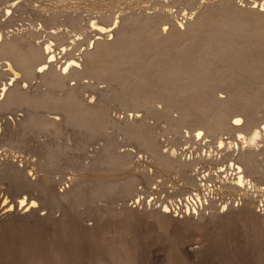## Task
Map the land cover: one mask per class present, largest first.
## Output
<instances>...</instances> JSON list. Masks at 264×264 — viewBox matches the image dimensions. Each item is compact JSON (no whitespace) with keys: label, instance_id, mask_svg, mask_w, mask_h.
<instances>
[{"label":"rangeland","instance_id":"obj_1","mask_svg":"<svg viewBox=\"0 0 264 264\" xmlns=\"http://www.w3.org/2000/svg\"><path fill=\"white\" fill-rule=\"evenodd\" d=\"M6 1L3 41L53 44L56 61L0 94L20 88L0 108V264H264V133L253 149L238 138L264 127L262 0H143L110 20L81 9L78 29L53 0H16L8 15ZM231 164L256 187L235 190Z\"/></svg>","mask_w":264,"mask_h":264},{"label":"bare ground","instance_id":"obj_2","mask_svg":"<svg viewBox=\"0 0 264 264\" xmlns=\"http://www.w3.org/2000/svg\"><path fill=\"white\" fill-rule=\"evenodd\" d=\"M16 0H7L6 2H5V4H12L10 7H9V9H7V12H6V14L8 15V14H10L9 13V10L10 9H13V7H15V4H19V3H16L15 2ZM26 2L28 1V0H25ZM30 1V0H29ZM32 1V0H31ZM35 2H36V4H42V0H34ZM50 1V0H49ZM54 2H55V4H59V5H61V7L63 8L64 7V9H69V11L71 12V13H69L68 15H70V16H68V17H70V19L69 20H71V24L74 26V28L75 29H78L79 27H80V23H81V20H80V18L79 17H77V16H75L81 9H83V10H85L86 12H89V13H91V14H94V15H98L99 17H101V18H104V19H108V20H110L111 19V15H112V10L113 9H115V7H119L120 9L122 8V7H126V6H128L129 4L131 5V4H141V2L143 1V0H109L108 2L107 1H105V0H53ZM145 1V0H144ZM147 1V0H146ZM145 1V2H146ZM153 1V0H152ZM210 1L211 0H162V2L163 3H167V4H189V5H192V7H197L198 6V4H203V5H205V4H210ZM150 2V1H149ZM149 2H147V3H149ZM217 2V4H234V1L233 0H217L216 1ZM215 2V3H216ZM262 4H264V0H262ZM29 3V2H28ZM44 3V2H43ZM48 3V2H47ZM255 3L256 4H261V2H260V0H255ZM45 4V3H44ZM71 4H79V5H76V6H74V5H71ZM80 4H83L82 6L80 5ZM213 4V3H212ZM236 4V3H235ZM130 5H129V7H130ZM202 5V6H203ZM204 7V6H203ZM228 7V6H227ZM263 8H264V6H262ZM16 8V7H15ZM193 9V8H192ZM198 9V8H197ZM256 9V8H255ZM124 10V9H123ZM126 10V9H125ZM124 10V11H125ZM122 12V11H121ZM171 12V11H170ZM37 13V12H36ZM60 13V12H59ZM64 13V12H63ZM66 13V12H65ZM41 14V15H40ZM40 14H38V15H40V16H42V17H45V19H46V21L47 22H51L52 24H56L58 21V16H59V14H55L53 11H52V9L51 8H44L41 12H40ZM168 14H170V13H168ZM167 14V15H168ZM173 14V13H172ZM63 15V14H62ZM100 15H103V16H100ZM188 15V14H187ZM192 15V14H191ZM123 16V15H122ZM121 16V17H122ZM170 16H172V15H170ZM139 17V16H138ZM137 17V18H138ZM164 17V16H163ZM155 17H153V19H154ZM165 18V17H164ZM166 18H168V16H166ZM170 18V17H169ZM187 17L185 16V19H186ZM122 20H121V22H125V23H128V24H131V23H134V21H138V20H140V19H138V20H130L129 18H127L126 16H123L122 18H121ZM146 19H150V20H152V17H150V18H146ZM11 20V19H10ZM159 20H161L160 18H159ZM163 20V19H162ZM113 22V21H112ZM95 24L94 23H92V26H94ZM183 26V25H182ZM97 30L100 32L99 34H104V33H108V34H110L111 33V35H112V30H110V31H108V29L109 28H104V27H102V26H98L97 25ZM51 29V28H50ZM114 30V29H113ZM76 31V30H75ZM30 32V31H29ZM118 32V31H117ZM4 33V32H3ZM3 33L2 32H0V40L1 41H3ZM58 33V32H57ZM28 34V33H27ZM47 34V33H46ZM49 34V33H48ZM22 35V34H21ZM110 35V36H111ZM14 36V35H13ZM18 36H20V35H18ZM5 37V36H4ZM15 37L16 38H12V40H7V41H3V42H0V62L1 61H5V63H4V65L2 66V70H0V78H1V76H4V75H7V76H13L14 77V80H11V84H4V86H3V88H2V90L0 91L1 93V96L2 97H5L4 95L10 90L9 89V87H11L12 86V84H14V81L15 80H19V78H23V75H24V77L26 78V79H31V78H33L35 75H37V74H39V75H42L43 74V72H44V70H48L49 69V67H50V65L53 63V62H55L56 60V56H55V52H56V50H54V45L53 44H47V45H45V48L44 47H42L41 45H36V44H30V46L28 47H26V49L24 48V47H22V46H19V47H17V45H18V42L20 41H24L25 42V37H23L24 38V40H21L22 38H19V37H17L16 35H15ZM18 38V39H17ZM27 39V38H26ZM41 43V42H40ZM47 43H49V42H47ZM20 44V43H19ZM27 43H25L24 45H26ZM39 44V43H38ZM92 45H94V44H92ZM21 47V48H20ZM24 48V49H23ZM28 48V49H27ZM63 51V50H62ZM64 51H66V50H64ZM88 52V51H87ZM4 57L3 59L1 58V57ZM80 65V63H78L77 61H75V60H68V63H66L65 64V66H64V68L63 69H61L62 71H63V75L64 74H66V71H68L69 69H74L75 67H78ZM23 73V75H21ZM59 73V72H58ZM61 73V72H60ZM65 77H62V73H61V77L59 76V75H57V74H55L54 72H51V78H50V81L52 80V82H59V81H61V83L63 84V82H65ZM37 80V79H36ZM2 83V82H1ZM50 83V82H49ZM2 85V84H1ZM0 85V86H1ZM52 89V88H51ZM54 89V88H53ZM20 92V88L19 87H15L14 88V90H13V92L11 91L9 94H10V96H8L9 98L7 99V101L6 102H4L3 104H0V108H5V107H9L10 105L12 106L15 102H16V100H15V98L17 97V96H19V93ZM105 91H103V93H104ZM18 94V95H17ZM17 95V96H16ZM69 97H70V95H71V93L69 92ZM16 99H18V98H16ZM69 99L70 98H68V96H67V102L69 101ZM15 101V102H14ZM14 102V103H13ZM18 102V101H17ZM66 102V101H65ZM13 103V104H12ZM20 103V102H19ZM69 103L70 102H68V105H69ZM81 103V102H80ZM61 104V103H60ZM82 104V103H81ZM86 104V103H85ZM16 105V104H15ZM58 105V104H57ZM67 105V106H68ZM84 106H80V108H79V110H78V113H82L83 112V110H84V108H83ZM88 112V111H87ZM70 113H72V110L70 111ZM77 116V115H76ZM252 116V115H251ZM73 117H75V115L73 116ZM77 117H79L78 119L79 120H81V118L82 117H80V116H77ZM134 117V116H133ZM243 118V117H242ZM242 118L241 117H239V116H237V117H235L234 118V126L235 127H237V128H239V127H241L243 124H244V122H243V120H242ZM73 119V118H72ZM244 119V118H243ZM46 120V122L48 123L47 124V126H46V128H45V131H48L49 129H50V127L51 126H55L56 124H57V119H50V118H48V119H45ZM75 120H76V118H75ZM74 120V121H75ZM78 120V121H79ZM93 120V119H92ZM67 121V120H66ZM73 121V122H74ZM77 121V120H76ZM76 121L74 122V123H76ZM81 121H83V120H81ZM80 121V123H82ZM89 121V120H88ZM100 121V120H99ZM98 121V122H99ZM232 121H233V119H232ZM237 121H239V123H237ZM86 122V121H85ZM83 123V124H86V123ZM90 122V121H89ZM247 122L249 123V119L247 120ZM251 122V121H250ZM79 123V122H78ZM79 123V124H80ZM246 123V122H245ZM248 123H246V124H244V125H247L248 126ZM252 123V122H251ZM82 124V125H83ZM87 124H88V122H87ZM86 124V125H87ZM90 124H91V122H90ZM89 124V125H90ZM26 125H27V123H26ZM81 125V124H80ZM92 125V124H91ZM28 126V125H27ZM93 126V125H92ZM246 126V127H247ZM229 127V126H228ZM228 127L226 128V127H224L223 129H228ZM232 127V126H231ZM230 127V128H231ZM250 128V127H249ZM257 128V127H256ZM233 129H234V127H233ZM250 130V135H249V137L248 138H246L245 136H243L242 134H240L239 135V139H242V140H244L245 139V141H243V142H245L247 145H249V148H252L253 149V147H256L257 146V144H258V142H259V139H261L262 138V136H263V133H264V127L262 128V129H255V130H253V129H249ZM239 133H241L240 131H239ZM188 135H190V134H188ZM204 134H203V132L202 131H197L196 133H195V138H197V139H199V138H202V136H203ZM222 139V138H221ZM220 139V145H225L224 144V141L223 140H221ZM231 144V143H230ZM229 144V145H230ZM245 144V145H246ZM219 145V146H220ZM154 152V151H153ZM176 153V150H172V152H171V154H172V156L174 155ZM157 154V153H156ZM160 155H158V157H159ZM161 157V160H162V162L164 163V161H167V162H169L170 160H172V159H165L164 157V159H162V156H160ZM159 157V158H160ZM209 157H210V155H209ZM255 153L253 154L252 152H246V153H243L242 155H241V158H242V160L244 161V162H252L254 159H255ZM189 163V162H188ZM184 164H186V165H184ZM182 163V166L184 165V167H182V166H179L180 167V170H179V172H181V173H183V174H185L186 173V170H187V168L185 167V166H187L188 164L187 163ZM162 165V164H161ZM190 165V164H189ZM188 165V166H189ZM230 167H233V169L234 170H236L237 171V173H236V181H235V184H234V189L236 190H240V189H242V188H244V186H246V183H248L249 185H250V187L253 185L254 187H256V185L255 184H252V182L251 181H249V180H247V178H246V175H244V172H243V169H242V167L241 166H236L235 164H231L230 165ZM158 168V167H157ZM179 169V168H178ZM160 170V169H159ZM159 172V171H158ZM163 172V171H162ZM254 172V171H253ZM258 173H263L264 174V172L263 171H258ZM204 177H205V175H204ZM203 177V178H204ZM186 182L188 183L189 182V180H186ZM186 183V184H187ZM190 183H191V181H190ZM189 183V184H190ZM203 185V184H202ZM203 187H205V186H203ZM253 188V187H252ZM255 189V188H254ZM129 190V189H128ZM130 190H132V189H130ZM259 191H261V190H259ZM130 193V192H129ZM127 195V194H126ZM196 198L197 199H199L200 197H199V194H196ZM25 202H26V200L24 199V200H22L21 202H20V205L21 206H23L24 204H25ZM36 204V202L35 201H32L31 202V205L33 206V205H35ZM28 206V205H27ZM166 210H167V207L165 208Z\"/></svg>","mask_w":264,"mask_h":264},{"label":"snow or ice","instance_id":"obj_3","mask_svg":"<svg viewBox=\"0 0 264 264\" xmlns=\"http://www.w3.org/2000/svg\"><path fill=\"white\" fill-rule=\"evenodd\" d=\"M237 123H239V121H237ZM6 203V202H5Z\"/></svg>","mask_w":264,"mask_h":264}]
</instances>
